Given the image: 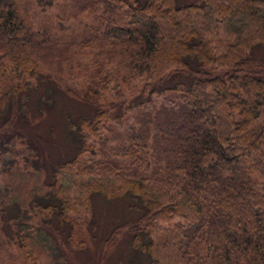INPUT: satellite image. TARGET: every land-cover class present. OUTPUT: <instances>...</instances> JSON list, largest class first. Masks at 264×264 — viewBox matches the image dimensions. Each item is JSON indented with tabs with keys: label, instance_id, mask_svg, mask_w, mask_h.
I'll return each instance as SVG.
<instances>
[{
	"label": "trees",
	"instance_id": "1",
	"mask_svg": "<svg viewBox=\"0 0 264 264\" xmlns=\"http://www.w3.org/2000/svg\"><path fill=\"white\" fill-rule=\"evenodd\" d=\"M58 5L88 21L60 32L0 0V257L73 264L93 247V264H264V0ZM83 55L93 67L76 82ZM58 95L85 111L51 155L39 118Z\"/></svg>",
	"mask_w": 264,
	"mask_h": 264
},
{
	"label": "rangeland",
	"instance_id": "2",
	"mask_svg": "<svg viewBox=\"0 0 264 264\" xmlns=\"http://www.w3.org/2000/svg\"><path fill=\"white\" fill-rule=\"evenodd\" d=\"M20 3L23 6L29 7L31 10V13H33V16L35 19H38L37 23L41 22L42 20L44 22L51 21V23H54L57 25L58 30L61 32H69L72 28H77V24L79 22L86 23L88 20H77L73 18L66 19L63 13V10L60 8L58 3H60L62 0H54L53 5L50 6H43L38 2V0H19ZM220 36L222 34V30L219 29ZM89 56H77L75 58V63L73 64L72 68L69 70V75L73 76L75 78V81H82L84 77L89 73V71L92 69L93 66L88 64ZM127 83L124 82L123 85V95L126 97L130 94L129 86L126 85ZM85 108L84 105L81 102H76L75 100H70L66 95H58L57 96V105L54 106L49 112L47 111L45 114H43L39 118V123L41 125L40 128H38L39 131H41L42 136V145L45 146V149L49 154L55 155V153H61L65 154L69 152L68 144H66L65 138H63L62 134L65 128V118L68 113L73 112H84ZM264 121V118L262 119ZM53 134L51 137L50 135ZM61 139V141H60ZM55 141V142H54ZM60 142L59 144H57ZM60 145V146H58ZM4 156V158H8V154H0V156ZM2 160H0V166H1ZM254 178L256 182L258 183L259 187L261 189L263 183V176L255 170L254 172ZM11 190L8 189L5 186V182L3 178L0 175V198L5 197L7 195H10ZM264 192V189H263ZM98 205L101 206L103 203L102 199H97ZM103 206L100 207L99 215L100 218V224L101 228L103 230L106 229V221H108V218L106 215L102 213L104 208ZM124 251H129V249L123 248ZM78 256H73L75 260H73V264H93L95 260H98V256L95 254V248L91 247L84 251H79ZM47 257L40 258V262L44 263L46 261ZM11 264L7 259H3V257H0V264Z\"/></svg>",
	"mask_w": 264,
	"mask_h": 264
}]
</instances>
